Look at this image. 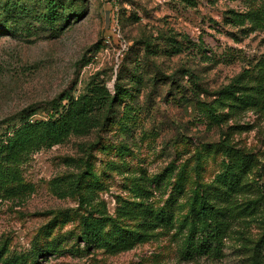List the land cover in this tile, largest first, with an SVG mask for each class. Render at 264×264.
<instances>
[{"label":"rangeland","instance_id":"obj_1","mask_svg":"<svg viewBox=\"0 0 264 264\" xmlns=\"http://www.w3.org/2000/svg\"><path fill=\"white\" fill-rule=\"evenodd\" d=\"M261 87L264 0H0V141L90 90L113 99L90 132L21 164L31 191H0V264H264V105L245 103ZM236 152L254 157L239 197L253 213L217 250L190 255L192 209ZM164 171L150 202L172 210L171 228L143 233L124 219L132 248L85 247L83 214H115L118 197L139 200L141 177Z\"/></svg>","mask_w":264,"mask_h":264},{"label":"trees","instance_id":"obj_2","mask_svg":"<svg viewBox=\"0 0 264 264\" xmlns=\"http://www.w3.org/2000/svg\"><path fill=\"white\" fill-rule=\"evenodd\" d=\"M52 24L57 19L53 8L42 15ZM261 26V17L256 16ZM90 90L81 94L69 106V112L61 118L49 117L36 122L24 121L14 129L11 136L0 141V191L6 195H18L32 190L30 184L24 182L21 164L43 147H51L62 143L71 134H85L96 127L101 112L105 113L112 105L110 92L103 88ZM245 103L264 105V89L256 91L254 99H246ZM98 112V114H97ZM230 152V149H228ZM254 167L252 153H231L230 162L214 181L204 187L199 194V206L192 209V218L198 223L197 228L189 235L187 252L190 255L204 254L217 250V243L229 230L237 218L247 217L253 213L250 205L242 204L239 197L249 191L248 176ZM166 172L154 176H142L138 187L139 200L117 198L115 214L108 212L105 204H97L81 219V240L85 247L105 248L112 252H120L132 248L139 239L133 230L128 231L124 219L138 221L137 228L143 232H151L158 228H171L174 214L169 208H156L150 199L159 190ZM260 199L264 204V189L260 191ZM261 255L264 258V234L261 239ZM49 246L47 250H54ZM42 251V250H41ZM23 256L11 257L4 264H25Z\"/></svg>","mask_w":264,"mask_h":264}]
</instances>
